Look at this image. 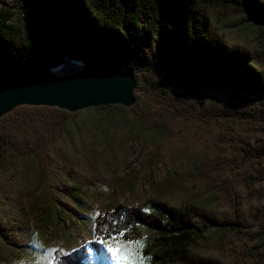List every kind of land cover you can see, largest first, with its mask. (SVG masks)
<instances>
[{
    "label": "trees",
    "instance_id": "1",
    "mask_svg": "<svg viewBox=\"0 0 264 264\" xmlns=\"http://www.w3.org/2000/svg\"><path fill=\"white\" fill-rule=\"evenodd\" d=\"M14 1L23 12L20 25L0 0V82L56 69L66 60L95 63L131 70L134 92L177 96L200 119L249 122L218 161L226 211L200 200L175 205L150 198L97 218L94 239L122 232L125 241L143 240L145 234L142 253L149 264H264V0ZM234 16L254 32L257 47L227 37L222 25ZM134 98L131 107L77 112L15 109L0 119V161L15 163L13 178L34 174L41 182L58 157L53 147L73 152L124 129L159 138L149 129L148 104ZM204 243L227 246L231 258L204 254ZM100 254L91 243L71 258L90 264ZM68 259L55 252L52 264Z\"/></svg>",
    "mask_w": 264,
    "mask_h": 264
},
{
    "label": "rangeland",
    "instance_id": "2",
    "mask_svg": "<svg viewBox=\"0 0 264 264\" xmlns=\"http://www.w3.org/2000/svg\"><path fill=\"white\" fill-rule=\"evenodd\" d=\"M6 3L15 13L13 23L20 25L23 12L14 0ZM222 28L233 41L257 47L254 32L240 17L225 20ZM84 67L66 60L51 71L53 77L64 79ZM134 93L148 104L149 129L159 138L132 135L124 129L73 152L53 147L58 157L41 182L34 174L13 178L15 163L0 161V264H52L55 252L71 254L94 240L93 212L104 215L120 205L134 206L150 198L175 205L200 200L226 211L224 172L220 165L218 169V161L248 120L207 121L198 118L194 106L172 94L140 89ZM20 107L42 106L17 105L0 119ZM203 251L222 260L231 258L228 247L218 243H204ZM90 264L114 261L101 249ZM144 264H149L146 257Z\"/></svg>",
    "mask_w": 264,
    "mask_h": 264
},
{
    "label": "water",
    "instance_id": "3",
    "mask_svg": "<svg viewBox=\"0 0 264 264\" xmlns=\"http://www.w3.org/2000/svg\"><path fill=\"white\" fill-rule=\"evenodd\" d=\"M83 64L81 71L64 79H57L51 70H46L0 82V115L22 104L57 107L69 112L134 104L136 80L131 70Z\"/></svg>",
    "mask_w": 264,
    "mask_h": 264
},
{
    "label": "snow or ice",
    "instance_id": "4",
    "mask_svg": "<svg viewBox=\"0 0 264 264\" xmlns=\"http://www.w3.org/2000/svg\"><path fill=\"white\" fill-rule=\"evenodd\" d=\"M92 217L100 218L103 214L93 212ZM122 232H117L115 236L109 235L107 238L103 236L95 238L94 241L88 243H95L99 248L106 251L114 264H144L145 257L142 255L143 241L142 240H121ZM91 251V249H89ZM63 256L69 257L63 264H75L70 253L62 252Z\"/></svg>",
    "mask_w": 264,
    "mask_h": 264
}]
</instances>
